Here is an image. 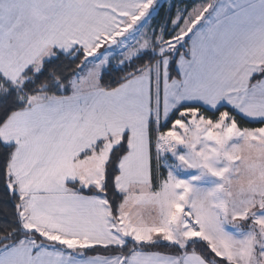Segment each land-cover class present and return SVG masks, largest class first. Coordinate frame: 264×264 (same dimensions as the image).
Returning a JSON list of instances; mask_svg holds the SVG:
<instances>
[{
    "label": "snow or ice",
    "instance_id": "obj_1",
    "mask_svg": "<svg viewBox=\"0 0 264 264\" xmlns=\"http://www.w3.org/2000/svg\"><path fill=\"white\" fill-rule=\"evenodd\" d=\"M0 264H264V0H0Z\"/></svg>",
    "mask_w": 264,
    "mask_h": 264
}]
</instances>
